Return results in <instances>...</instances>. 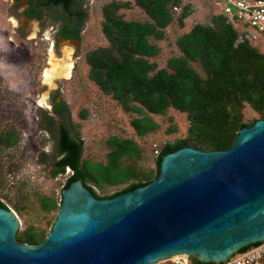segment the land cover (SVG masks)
Instances as JSON below:
<instances>
[{
    "label": "rangeland",
    "instance_id": "1",
    "mask_svg": "<svg viewBox=\"0 0 264 264\" xmlns=\"http://www.w3.org/2000/svg\"><path fill=\"white\" fill-rule=\"evenodd\" d=\"M29 1L0 0V200L17 213L21 221L19 234L29 229L38 233L43 228L52 207L45 206L42 197L48 199L47 204L52 199L56 201L72 174L67 168L64 173L53 174L59 159L61 123L81 140L82 161L91 166L107 162L112 137L135 141L139 154L125 157L122 165L132 167L142 179V174L156 170L157 150L187 137L190 127L188 113L170 106L163 114L150 113L158 126L140 135L132 120L143 114L126 110L112 92L103 89L91 76L92 53L108 51L119 55L105 32L109 16L154 22L139 0H76L75 7H80L86 17L80 38L73 40L59 35L62 22L53 17L60 12L58 8L46 9L42 20L30 19L24 12ZM180 1L178 11L172 8L173 21L163 28L157 27L162 31L159 37H150L160 48L156 56L148 57L156 63V69L172 71L170 59L183 55L178 38L196 24L209 22L213 15L221 14L226 3V0ZM186 5L190 14L181 23L179 17ZM253 44L264 53L263 39ZM69 61L73 64L70 77L59 75L51 84L44 81L43 73L53 63L63 65ZM190 63L202 76L206 75L199 59ZM57 103H63L60 114L54 110ZM131 104L141 107L136 102ZM241 114L245 122L260 117L248 103L241 107ZM128 184L129 181L105 182L97 186L88 181L101 197L115 194Z\"/></svg>",
    "mask_w": 264,
    "mask_h": 264
},
{
    "label": "water",
    "instance_id": "2",
    "mask_svg": "<svg viewBox=\"0 0 264 264\" xmlns=\"http://www.w3.org/2000/svg\"><path fill=\"white\" fill-rule=\"evenodd\" d=\"M66 181L40 244L18 241L17 213L0 206V264H153L171 256L222 264L264 241V119L242 127L228 149L184 145L164 154L153 180L112 197L96 196L82 178Z\"/></svg>",
    "mask_w": 264,
    "mask_h": 264
},
{
    "label": "trees",
    "instance_id": "3",
    "mask_svg": "<svg viewBox=\"0 0 264 264\" xmlns=\"http://www.w3.org/2000/svg\"><path fill=\"white\" fill-rule=\"evenodd\" d=\"M39 1L46 7L60 5L64 12L59 17L64 18L66 12L70 16L75 14L79 27L70 30L64 26L60 34L66 38L79 35L86 14L80 7H73L75 0ZM170 2L172 0H139V4L146 9L154 22L109 16L105 32L119 55H112L108 51L92 53L91 76L103 89L112 92L126 110L143 114L132 120V125L140 135L153 131L158 126L150 113L163 114L168 107L173 106L188 113V136L164 145L156 158V170L142 174V179L132 167L122 165L125 157L139 154L135 141L112 137L109 141L112 149L108 153L107 162L91 166L82 161L81 140L73 137L67 125L61 123L57 147L59 159L53 174L57 175L65 172L67 167L71 168L72 174L67 178L65 187L82 178L84 184L96 196L101 197L88 185V181L97 186H102L105 182L121 184L129 181L121 191L106 197L115 196L153 180L159 173L164 154L184 145L202 150L228 149L234 144L242 127L253 125L257 119H264V53L251 42L235 45L240 28L224 12L213 15L209 22L196 24L178 38L177 44L183 55L170 59L169 66L172 71L166 68L156 69V63L149 61L148 57L156 56L160 52L159 46L151 42L150 37H159L162 31L157 27L163 28L173 21L172 8L181 6V1L175 0V4L168 7ZM36 8L31 4L25 9V14L29 18L40 20L41 10ZM189 14V5H186L179 21L183 23ZM196 59L201 61L205 76L191 65L190 62ZM132 102L140 104L141 107L131 104ZM245 103L258 111L260 117L251 122L243 121L241 107ZM56 108L62 111L63 103H57ZM133 178L137 179L130 181ZM42 201L47 207L56 206L53 199L51 204H47L48 199L45 197H42ZM0 206L7 207L1 200ZM16 238L20 242L40 244L46 235L29 229L17 233ZM191 260L193 264H215L203 263L193 257Z\"/></svg>",
    "mask_w": 264,
    "mask_h": 264
},
{
    "label": "built area",
    "instance_id": "4",
    "mask_svg": "<svg viewBox=\"0 0 264 264\" xmlns=\"http://www.w3.org/2000/svg\"><path fill=\"white\" fill-rule=\"evenodd\" d=\"M179 8L181 6H174L175 11ZM222 12L240 28L235 45L246 41L255 43L259 39L264 40V0H226ZM157 153L159 155L160 151L157 150ZM67 170L71 169L68 167ZM263 260L264 241L239 251L222 264H263ZM153 264H193V262L190 256H171Z\"/></svg>",
    "mask_w": 264,
    "mask_h": 264
},
{
    "label": "flooded vegetation",
    "instance_id": "5",
    "mask_svg": "<svg viewBox=\"0 0 264 264\" xmlns=\"http://www.w3.org/2000/svg\"><path fill=\"white\" fill-rule=\"evenodd\" d=\"M31 4H34L35 7H37L36 9H40L41 10V14H42V18L40 20L43 19V15H44V11L46 9H50V8H58V10L60 11L59 13H57V15L53 16L56 20H59L62 22L61 24V28L59 29V35L61 36H64L62 34H60V31L62 28H64V26H66L68 29L70 30H75L77 29V26H78V18L76 17L75 14L73 15H69L67 12H66V16L64 18L62 17H59V15L64 12L63 8L60 6V5H52L51 7H46V6H43L42 3L39 1V0H30L26 6V9L31 5ZM76 4V0L73 4V7L76 8L75 5ZM25 12V10H24ZM30 19H36V18H30ZM39 20V19H38ZM83 26V25H82ZM82 26L80 28V31H79V35L76 36V37H71V38H67L68 40H73V39H78L80 38V34H81V31H82ZM79 27V26H78ZM72 42V41H71ZM70 43V42H69ZM54 110L56 113H61L62 111H59L57 108H56V104L54 105ZM60 135V134H59ZM71 169V168H70ZM72 171V170H71ZM64 173V172H63Z\"/></svg>",
    "mask_w": 264,
    "mask_h": 264
},
{
    "label": "bare ground",
    "instance_id": "6",
    "mask_svg": "<svg viewBox=\"0 0 264 264\" xmlns=\"http://www.w3.org/2000/svg\"><path fill=\"white\" fill-rule=\"evenodd\" d=\"M64 39V38H63ZM68 40V39H65ZM71 53V52H70ZM67 54V53H66ZM52 56V55H51ZM54 58V57H53ZM56 59V58H55ZM49 62V61H48ZM53 67L46 69L43 73L44 81L50 83L59 75H63L66 78L70 77L72 71V61H69L63 65L59 63H53ZM73 74V72H72ZM42 104V100L40 101Z\"/></svg>",
    "mask_w": 264,
    "mask_h": 264
},
{
    "label": "clouds",
    "instance_id": "7",
    "mask_svg": "<svg viewBox=\"0 0 264 264\" xmlns=\"http://www.w3.org/2000/svg\"><path fill=\"white\" fill-rule=\"evenodd\" d=\"M68 168V167H67ZM70 168V167H69Z\"/></svg>",
    "mask_w": 264,
    "mask_h": 264
}]
</instances>
